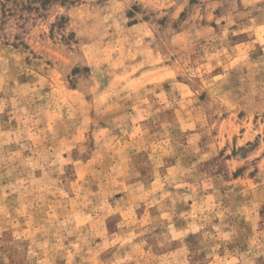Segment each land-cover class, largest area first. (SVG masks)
Listing matches in <instances>:
<instances>
[{"label": "clouds", "instance_id": "9594fccd", "mask_svg": "<svg viewBox=\"0 0 264 264\" xmlns=\"http://www.w3.org/2000/svg\"><path fill=\"white\" fill-rule=\"evenodd\" d=\"M0 264H264V0H0Z\"/></svg>", "mask_w": 264, "mask_h": 264}]
</instances>
